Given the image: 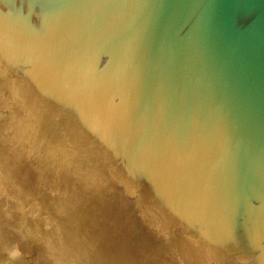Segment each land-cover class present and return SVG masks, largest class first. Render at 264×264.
<instances>
[{"label": "water", "instance_id": "95a60500", "mask_svg": "<svg viewBox=\"0 0 264 264\" xmlns=\"http://www.w3.org/2000/svg\"><path fill=\"white\" fill-rule=\"evenodd\" d=\"M0 264H264V0H0Z\"/></svg>", "mask_w": 264, "mask_h": 264}]
</instances>
